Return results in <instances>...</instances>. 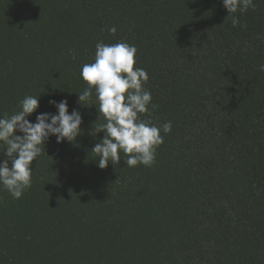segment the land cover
Returning <instances> with one entry per match:
<instances>
[{"label":"trees","instance_id":"1","mask_svg":"<svg viewBox=\"0 0 264 264\" xmlns=\"http://www.w3.org/2000/svg\"><path fill=\"white\" fill-rule=\"evenodd\" d=\"M253 2L233 27L222 0H0V117L27 95L40 96L33 123L58 114L50 100L83 117L75 142L46 141L20 199L0 186V264H264V0ZM98 42L137 48L156 106L139 119L172 123L152 167L121 153L100 169L91 152L105 120L95 92L83 105L78 93Z\"/></svg>","mask_w":264,"mask_h":264},{"label":"clouds","instance_id":"2","mask_svg":"<svg viewBox=\"0 0 264 264\" xmlns=\"http://www.w3.org/2000/svg\"><path fill=\"white\" fill-rule=\"evenodd\" d=\"M222 4L232 17L233 27L240 24L236 13H246L256 7L253 0H222ZM108 31L115 34L117 29L111 27ZM95 47L94 62L81 68L80 75L87 87L78 93V101L82 104L95 92L98 106L94 105L105 120L94 129L95 134L92 132L94 136L105 132L104 138L91 149L98 157L97 165L100 169H106L110 163L117 165L123 153L127 167L139 164L152 167L156 149L164 142L161 130L170 133L172 123L165 122L158 127L150 119H139L140 114H149V105L156 106L152 104L151 92L144 87L149 80L147 72L134 68L138 50L127 42H98ZM259 70L264 71V64ZM39 97L25 96L19 103V111L0 117V153L6 157L0 160V186L15 199L31 188L32 162L39 163L46 141L55 136L57 143L75 142L82 131L83 117L78 110L69 114L66 99L49 101L58 114L39 113L35 123L27 119L39 108Z\"/></svg>","mask_w":264,"mask_h":264}]
</instances>
